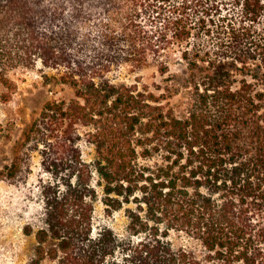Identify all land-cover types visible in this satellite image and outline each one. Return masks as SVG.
Instances as JSON below:
<instances>
[{
  "label": "trees",
  "instance_id": "obj_1",
  "mask_svg": "<svg viewBox=\"0 0 264 264\" xmlns=\"http://www.w3.org/2000/svg\"><path fill=\"white\" fill-rule=\"evenodd\" d=\"M18 67L74 92L19 143L51 174L34 264H264V0H0L5 86Z\"/></svg>",
  "mask_w": 264,
  "mask_h": 264
},
{
  "label": "rangeland",
  "instance_id": "obj_2",
  "mask_svg": "<svg viewBox=\"0 0 264 264\" xmlns=\"http://www.w3.org/2000/svg\"><path fill=\"white\" fill-rule=\"evenodd\" d=\"M127 83L149 85L155 89L161 83L155 66L142 69L124 65L115 74ZM11 86L0 80V264H34V234L25 233V226L33 220L42 206V192L49 184L51 174L48 161L39 150L21 152L19 143L24 140L26 129L40 114L45 102L52 98L69 99L74 95L68 86L46 84L38 68L18 67L9 73ZM3 95H8L4 98ZM87 153H92L86 149ZM92 155L88 154L90 158ZM18 157L19 169L15 176H8L4 165ZM96 221H108L117 232L124 233L127 217L123 212L108 217L102 203H97ZM177 244H191L185 235L173 236ZM123 264H131L122 261ZM42 264H55L46 259Z\"/></svg>",
  "mask_w": 264,
  "mask_h": 264
}]
</instances>
